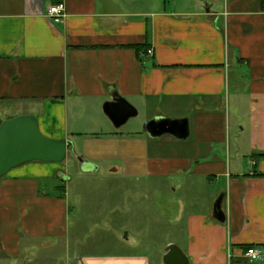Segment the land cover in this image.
I'll return each instance as SVG.
<instances>
[{
	"label": "crops",
	"instance_id": "obj_1",
	"mask_svg": "<svg viewBox=\"0 0 264 264\" xmlns=\"http://www.w3.org/2000/svg\"><path fill=\"white\" fill-rule=\"evenodd\" d=\"M59 2L65 16L54 21L48 9ZM115 92L139 111L120 127L104 111ZM6 103L18 108L2 112ZM23 114L72 141V157H88L83 174L131 183L148 200L169 189L182 204L133 210L129 221L116 206L107 218L110 231L131 221L146 233L138 245L164 233L156 252L77 251L66 264H167L171 244L188 264H264L243 257L247 246L264 249V0H0V125ZM154 117H188L189 137H152L144 125ZM68 165L30 161L0 177V261L16 262L31 239L55 236L48 249L68 236V185L41 188ZM222 193L224 222L213 215Z\"/></svg>",
	"mask_w": 264,
	"mask_h": 264
},
{
	"label": "rangeland",
	"instance_id": "obj_2",
	"mask_svg": "<svg viewBox=\"0 0 264 264\" xmlns=\"http://www.w3.org/2000/svg\"><path fill=\"white\" fill-rule=\"evenodd\" d=\"M10 108L17 109L18 105L12 107L8 103L2 104L1 110L3 112ZM132 119H135V117L130 118V121ZM230 137L233 138V135ZM235 154L237 153L231 152L232 161H234ZM80 157L86 160L88 158L85 156ZM237 159L245 165V162L250 161L252 158L248 153L242 152L238 153ZM65 161L69 164L67 177L60 178V176H53L44 178L42 179L41 188L45 189L46 187L49 192L59 194L60 186L68 185L67 193L70 205L66 223L68 236L56 237V245L48 249L42 246L43 243L55 241V236H42L31 239L32 243H30L31 245L29 244L28 251L18 257L16 262L11 263L9 259L0 261V264H31L27 262V259L39 255L52 258L50 264H66L67 257L70 254L74 255L77 251L80 253L88 251L95 253L147 251L150 254L153 251L156 252L157 248L154 247L157 243H162L164 233H161L160 236L158 231L154 233L153 242L150 241L146 246L143 244L138 245L135 241V236L137 238L141 237L142 243L148 242L147 236L145 237L146 233L139 234L135 232L136 230L131 231V227L136 228L131 221L129 222L130 231L128 232L127 229L121 232L110 231L105 226V223L108 221L107 218L109 219L113 216L111 214L113 213L112 209L116 210V206L125 212L127 211L126 213L128 214H126L124 219L125 221H129L132 218L133 210L150 209L158 213H171L179 210L182 206L181 201L178 199L169 200L166 197V193L170 192L169 189L163 190L157 199L148 200L143 197V192L139 191L138 193L131 183L120 185L104 177L102 178V175L88 176V174H83L78 167L80 163L79 158H73L70 152L67 154ZM85 164L88 165V161ZM117 194H121V196ZM138 227H144V225H139ZM66 243H68V246H66ZM149 244L151 247H149ZM32 245H35V247H32ZM5 253L8 254V252Z\"/></svg>",
	"mask_w": 264,
	"mask_h": 264
},
{
	"label": "water",
	"instance_id": "obj_3",
	"mask_svg": "<svg viewBox=\"0 0 264 264\" xmlns=\"http://www.w3.org/2000/svg\"><path fill=\"white\" fill-rule=\"evenodd\" d=\"M104 111L116 127L122 126L139 113L130 101L117 92L106 102ZM144 129L152 137L170 134L177 139H186L190 135V121L188 117H154L146 121ZM68 152L74 153L72 141L44 135L34 115L23 114L5 119L0 125V177L6 175L12 168L30 161L61 163L66 159ZM76 157L81 163H86L80 156ZM223 198L224 193L218 196L213 211L214 217L221 222L226 220L222 209ZM176 257L184 260V264H188L180 248L171 244L165 261L167 264H176Z\"/></svg>",
	"mask_w": 264,
	"mask_h": 264
},
{
	"label": "built area",
	"instance_id": "obj_4",
	"mask_svg": "<svg viewBox=\"0 0 264 264\" xmlns=\"http://www.w3.org/2000/svg\"><path fill=\"white\" fill-rule=\"evenodd\" d=\"M66 6L64 2L52 4L48 9V16L54 21L64 18ZM243 257L248 261H258L264 258V249L259 246H250L243 251Z\"/></svg>",
	"mask_w": 264,
	"mask_h": 264
},
{
	"label": "trees",
	"instance_id": "obj_5",
	"mask_svg": "<svg viewBox=\"0 0 264 264\" xmlns=\"http://www.w3.org/2000/svg\"><path fill=\"white\" fill-rule=\"evenodd\" d=\"M137 49L139 50L140 47H138ZM256 156H257V158L263 157V156H264V153L257 154ZM59 189H60V191L62 192V194H64V192H65V186H60ZM251 246H252V245H251ZM248 247H250V246H247L246 248H248Z\"/></svg>",
	"mask_w": 264,
	"mask_h": 264
}]
</instances>
